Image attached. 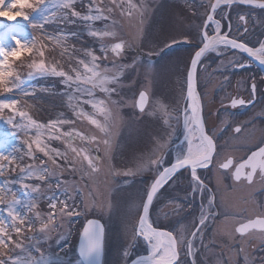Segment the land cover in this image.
Wrapping results in <instances>:
<instances>
[{"label": "snow or ice", "instance_id": "snow-or-ice-1", "mask_svg": "<svg viewBox=\"0 0 264 264\" xmlns=\"http://www.w3.org/2000/svg\"><path fill=\"white\" fill-rule=\"evenodd\" d=\"M83 6L84 10H78L77 4ZM233 4H245L255 9L264 10V0H212L209 4V11L205 15L203 24L199 28V45L190 57V63L186 69V88L182 94L186 96L187 103L179 114L175 109L169 110L167 104L159 99H153L152 80H147L138 94L134 95L133 106L139 113L155 117L159 115L162 125L165 128L171 127L173 119L179 121L180 115L183 117V125L187 132V150L179 151L175 156V161L170 166H164L166 150L170 146L169 139L162 136H154L152 147L139 156L134 157L135 167H129L123 170L113 168L114 175L135 176L144 172H153L154 177L150 183L146 184L142 190L139 203L134 204L137 211V221L133 227L130 242L122 250L124 264H127V257L131 254V248L139 240L148 245L147 255L138 256L132 261V264H198L197 253L200 251L196 247L199 239L203 242V229L210 219H214L216 197L208 188L204 180L198 174V169L208 168L219 155L214 136L206 129L203 117V103L200 94L196 91L199 80V73L207 71V66L202 64L204 58L209 53H215L216 56H222L227 50H238L246 53L248 57L264 65V40H260L256 45L249 46L247 42L241 39L248 33V13H237L235 29L227 15L217 18V10L221 6L230 7ZM56 10L49 12V8ZM30 9L31 13L25 11ZM119 9L121 16L132 18L134 14H139L141 23L143 16L147 12V0H109L107 6L104 0H0V17L7 23H0V93L7 98L0 96V113L8 110L12 113L7 118V123L21 131L33 133L30 141H25L26 150L23 155L8 156L0 158L8 160V164H0V177L4 172L16 171L19 167V176L12 180H0V192L10 194L12 199L7 202L4 209L10 218L6 224L0 219V264H71L61 258V253L67 252L61 248L58 252H44L41 244L51 239L47 234L60 228L58 219L63 217H72L81 215L79 208L71 206L68 201L73 199L67 194L65 189V199L57 200L54 196L48 197V211L42 213L39 210V203L30 201L26 205L15 196L11 185L19 183L22 188L30 189L32 193L41 192V184H46L48 178L54 173L49 169V163L57 168H66L70 172L79 171L80 179L86 180L93 177L101 171L100 163L102 158L99 153V145L103 144L106 149L111 145V126L113 123V112L110 105H118L119 100L114 99V95H119L122 86V77L128 71H135L139 58L134 59L130 64L118 63L119 59L127 50V42L123 39H117L115 27L117 21L112 13ZM22 19L31 25L32 29H40L42 35L54 45L62 47L63 56L68 52L65 46L69 36H76V32L66 33L60 27L52 33L46 29V25H73L77 21H82L87 25V35L94 40L99 41V55L93 48L83 49L84 58L75 57V64L70 65L67 70L58 66L59 62L50 66L45 62L43 48L48 45H41L38 51L41 59L39 62L33 61L28 64L30 71L26 76H21L14 71L10 58L19 59L21 52L32 53L36 44V38L29 39V33L25 31L24 25L17 21ZM260 24H264V18H254ZM103 22V27H96V22ZM222 21H228L227 30ZM209 28H212L211 33ZM241 29H243L241 31ZM233 30L236 35H233ZM105 40H111V43H104ZM185 43H190L188 36L183 37ZM177 41L172 40L171 44ZM171 44L165 45L171 47ZM75 52V48L72 50ZM109 55L113 57L111 67L103 64L107 61ZM151 57L152 53L147 54ZM71 59V57H70ZM221 61V65H223ZM233 67L244 68L249 62L238 59L228 61ZM146 79L147 76H154V66L151 62L144 65ZM218 67L215 71H219ZM59 77L60 83L68 89L62 95L66 97V107L70 110L71 116L63 111L57 113L55 117L49 118L47 122L38 121L24 110H21V104L18 96L35 97L36 89L29 91L24 87L25 80L34 77ZM227 79V77L225 78ZM264 80V77L261 78ZM250 98L231 97L229 104L232 108L237 106H246L252 104L255 100L257 83L252 79L248 85ZM42 92H49L48 88H41ZM99 91L104 98H98L96 93ZM27 103V100H25ZM89 106L91 111L85 109ZM151 105V110L149 106ZM32 107V105H29ZM261 114H264L262 112ZM19 117V122L16 121ZM98 117H102L99 119ZM87 121L99 131L101 136L88 135L74 127L77 121ZM65 126H69L65 130ZM243 125H237L233 131L240 134ZM86 145L85 147H76L75 141ZM52 141L61 142L63 149L52 146ZM95 144L96 147L91 146ZM34 146V147H33ZM69 152L72 158L69 159ZM37 153L42 154L46 159L41 158ZM108 153L106 152L105 155ZM25 157L30 161L24 164ZM19 160L20 163L12 166V162ZM39 160V164L35 161ZM79 164V168L76 165ZM217 168L224 173L230 174L235 183L244 182L247 185H253L257 178L264 183V146H260L256 151H252L246 159L235 161L232 157H227L217 163ZM187 170L190 173V191L199 193L202 201L206 195V205L202 202L200 215L195 221L193 230L188 231L185 225H180L175 231L161 230L155 226V221L150 217V209L154 201L161 194L160 190L168 185L170 181L176 183L174 178L180 170ZM33 180L36 183L29 184L26 181ZM64 183L63 179L57 181V188ZM87 186V185H86ZM76 191H80L76 189ZM91 200L85 204L84 211L97 208L94 190L89 189L88 193ZM39 197H37V200ZM4 195H0V204H4ZM169 203H177L170 199ZM20 205L26 211H18ZM109 213L113 205L109 199L102 206ZM179 208V204H177ZM32 213V215H28ZM37 223L39 227L36 228ZM11 230V231H9ZM34 235H25L26 232H33ZM234 232L241 238L251 236L258 232L261 236V242L264 243V215H255L253 217L241 220L234 228ZM43 236V240L41 239ZM66 239L64 236H58L57 240ZM105 225L99 219H89L80 232L78 258L74 264H104L103 257L105 253ZM25 241L33 243L26 244ZM250 243V241H247ZM205 247H207L205 245ZM19 249L17 252L16 250ZM244 252V248H240ZM248 257L245 256V264H248ZM255 264V262H253ZM264 264V259L259 261Z\"/></svg>", "mask_w": 264, "mask_h": 264}, {"label": "rangeland", "instance_id": "rangeland-1", "mask_svg": "<svg viewBox=\"0 0 264 264\" xmlns=\"http://www.w3.org/2000/svg\"><path fill=\"white\" fill-rule=\"evenodd\" d=\"M212 0H147V12L143 16V23L139 14H134L130 19L127 16H121L119 9L112 13L113 18L117 21L115 31L117 39H123L127 42V50L119 59L118 63L130 64L134 59L139 58L140 62L135 71H128L122 77V86L119 90V95H114L113 98L120 101L118 105H110L113 112V123L111 126V145L106 149L103 144L99 145V153L102 161L100 163L101 171L91 178L81 180L79 171L70 172L66 168L61 169L49 163V169L54 174L48 178L46 184H41V192L39 194L32 193L30 189H24L19 183L11 185L15 196L19 198L23 204L30 201L39 203V210L44 213L48 211V197H55L57 200L65 199V189L67 194L73 199L68 203L82 212L81 215L72 217H63L58 219V223L62 226L55 231L48 233L51 237L47 242L41 244L42 251L58 252L61 248L67 250L66 254L61 253V258L65 262H71L78 258L76 253V243L84 221L87 218H97L105 225V253L103 257L104 264H124L122 250L130 242L133 227L137 221V211L134 204L139 203L142 190L145 185L150 183L154 177V173L144 172L135 176L114 175L113 168L123 170L129 167H135L134 157L139 156L141 152L147 151L152 147L153 137L162 136L164 139H169L170 146L166 150L164 166L175 161V156L179 151L187 150V141L185 139L187 132L183 125V117L180 115L179 121L173 119L171 127L165 128L159 115L155 117L147 116L138 112L133 106L134 95L138 94V90L147 83V80H152L153 99H159L168 105L169 110L175 109L176 114L185 106V96L182 90L185 88V75L189 59L194 52L196 45L185 43L184 36L187 35L189 29L192 28L198 34L199 28L203 23L204 15L206 14L209 4ZM109 0H104V5L107 6ZM223 6V5H222ZM217 10L219 14H224L225 6ZM78 10H84L83 6L77 4ZM54 7L49 8V12L55 11ZM25 11L31 13L30 9ZM232 13H251L239 7L230 8ZM231 13H228L230 17ZM192 15V16H190ZM189 16V21H188ZM24 25L25 31L29 33V39L36 38V44L31 54L22 51L20 58H10L15 72L21 76H26L30 69L28 64L33 61L39 62L41 57L38 51L41 50V45H48L42 50L45 53L43 59L50 66L53 63L59 62L58 66H62L65 70L70 65L75 64V57L84 58L83 49L93 48L99 55V41L94 40L87 35V25L82 21H77L73 25H46L49 33L60 27L66 33L76 32V36H69L65 46L68 52L63 56L62 47L56 46L53 42L48 41L42 35L40 29H32L27 21L19 19L17 21ZM236 22V19H234ZM0 23H7L4 18L0 17ZM96 27H103V22L97 21ZM259 34L256 42L264 40V24H259ZM212 28H210L211 30ZM2 31V29H0ZM192 31V30H191ZM198 37V36H197ZM196 38V34H195ZM175 39L177 43L171 44ZM199 39V38H198ZM104 43H111V40H105ZM171 44V47L165 45ZM75 48V52H73ZM227 52V51H225ZM224 52V53H225ZM152 53L151 57L147 54ZM71 57V59H70ZM113 57L109 55L107 64L111 67ZM223 61V65H221ZM229 59L218 58L215 53H209L203 59L202 64L207 66V71L199 73L197 83V91L202 98L203 113L207 125H212L213 117L212 110L215 107L214 86L217 84L215 79V70L227 68ZM151 62L154 66V76H147L144 64ZM226 65V66H225ZM24 87L31 91L36 89L35 97L18 96L21 101L19 107L21 110L29 112L33 118L38 121L47 122L49 118L55 117L58 112L63 111L66 115L71 116L70 110L65 106L66 97L62 94L68 89L60 83L59 77H34L30 80H25ZM41 88H48L49 92L40 91ZM98 98H104L103 94L97 91ZM0 96L7 98L5 94L0 93ZM27 100V103H25ZM32 105V107H29ZM86 110L91 111L89 106H84ZM151 110V105L149 106ZM12 113L4 110L0 113V157L8 156L9 160L12 156L19 157L26 150L25 141H30L33 133L26 134L19 128L8 124L7 118ZM102 119V117H98ZM20 118L16 117L19 122ZM69 126H65L67 130ZM72 127L85 132L88 135L101 136L98 130L91 126L86 120L77 121ZM210 131L215 132L216 127L211 126ZM185 139V140H184ZM260 140L258 131L247 133L242 131L240 134L232 135L229 138V147L231 153L235 156L241 155L245 149ZM53 147L63 149L64 145L59 141H52ZM76 147H85L79 139L75 141ZM34 147V146H33ZM95 148L96 145L91 146ZM108 153L105 155V153ZM227 151H221L216 161L223 158ZM43 159H46L42 154L37 153ZM72 154L69 152V159ZM30 161L25 157L23 163L27 164ZM19 160L12 162V166L19 164ZM39 164V160L35 161ZM0 164L7 165L8 160L0 158ZM79 168V164L76 165ZM19 167L13 172L10 169L4 172L0 180H12L19 176ZM200 175V172H198ZM209 179L208 188L216 197L215 212L217 215L214 219L207 222L203 229V242L198 239L196 247L200 249L197 253L198 264H245V256H247L248 264H259L261 259H264V243L261 242V236L258 232H254L251 236L241 238L234 232L236 225L245 218L255 215H264V184L257 178L256 182L249 186L244 182L235 183L228 179L227 173L220 171L214 166L208 171ZM63 179L64 183L57 188V181ZM176 183L172 181L160 190L161 194L154 201L150 209V217L155 221V226L175 231L180 225H185L188 231L193 230L195 221L198 220L201 211L202 202L206 205L205 199L202 201L201 195L190 191L189 181L190 173L187 170H181L174 178ZM29 184L36 183L33 180L26 181ZM87 185V186H86ZM94 190L96 197L97 208L84 211L85 204L91 200L89 197V189ZM79 189L80 191H76ZM5 203L0 204V219H3L7 224L10 218L7 216V202L12 199L10 194H4ZM37 197L39 199L37 200ZM111 200L113 208L109 213L102 206ZM175 200L177 203H169V200ZM179 204V208H177ZM18 211H26L22 206H17ZM32 215V213H28ZM39 227L37 223L36 228ZM11 231V230H9ZM33 232H26L25 235H34ZM58 236H64L66 239L57 240ZM43 240V236H41ZM247 241H250L247 242ZM26 244H31V241H25ZM205 245L207 247H205ZM244 248V252H240V248ZM148 245L139 240L131 248V254L127 257V262L139 254L146 253ZM17 252L19 249L16 250Z\"/></svg>", "mask_w": 264, "mask_h": 264}, {"label": "flooded vegetation", "instance_id": "flooded-vegetation-1", "mask_svg": "<svg viewBox=\"0 0 264 264\" xmlns=\"http://www.w3.org/2000/svg\"><path fill=\"white\" fill-rule=\"evenodd\" d=\"M231 7L233 9L239 7L251 12L248 14V33L247 35L242 36L241 39L247 42L249 46L256 45V38L260 31L258 25L260 23H258L254 18H264V10L255 9L251 6H243L240 4H233L230 7L225 6L224 14L228 15V13H231L230 17L232 18L233 29H235L236 22H234V19H236L237 15L230 11ZM216 15L217 18L224 16L223 13L219 14L218 12ZM222 23L225 24V30H227L228 21H222ZM208 30L211 33L212 29L210 30L209 28ZM242 30L243 29H241V31ZM188 33L189 34L187 35H191L192 37L190 38V44L196 45L198 47V34L195 33L192 28L189 29ZM232 34L236 35V32L233 30ZM217 57H225L229 60L235 58L249 63L244 68L233 67L231 64H229L228 66L225 65L227 68L220 69L219 71L214 72L217 84L214 86L215 96L213 98L215 99L216 104L211 112V115L213 117L212 125H207L206 121L205 124L206 129L214 136L216 140L218 153L220 154L221 151H227L228 153H226V155L219 161H216V159L218 158L217 156L214 162L210 164L208 168L198 169V172H200V176L204 180L205 184H208L207 180H210L208 171H210L214 166L217 167L218 162L223 161L229 156L234 158L235 161H241L243 159H246L252 151L257 150L258 147L264 146V114H261L262 112H264V80L261 79L262 77H264V65H260L258 61L257 63L260 66L257 65L255 60L253 61L252 58L248 57L244 53L238 52V50H227V52H225L222 56ZM226 77L227 79H225ZM252 79H255L257 83V91L254 102L246 106H237L236 108H232L229 104V100L231 97H242L246 100L250 98L248 85ZM237 125H243L242 131L247 132L248 134H252V132L255 131H258L260 133L259 142L248 146L245 151H243V153H241V155H239L238 157L235 156L234 153L230 152L231 149L229 147V138L232 135L236 134L234 133L233 129ZM211 126L216 127L215 132L210 131L209 128ZM220 171L223 172V170ZM227 176L228 179L232 180L230 174H227Z\"/></svg>", "mask_w": 264, "mask_h": 264}, {"label": "water", "instance_id": "water-1", "mask_svg": "<svg viewBox=\"0 0 264 264\" xmlns=\"http://www.w3.org/2000/svg\"><path fill=\"white\" fill-rule=\"evenodd\" d=\"M240 5H243V6H249V5H245V4H240ZM208 11H209V9H208ZM208 13V12H207ZM195 51V50H194ZM244 54H246V53H244ZM247 55V54H246ZM254 61V60H253ZM189 63H190V59H189V62H188V65H189ZM256 63H257V61H256ZM257 65H259L258 63H257ZM260 66V65H259ZM188 67V66H187ZM186 76V75H185ZM185 88H186V82H185ZM196 91H197V87H196ZM198 92V91H197ZM185 96V95H184ZM185 103H187V100H186V96H185ZM254 151H256V150H254ZM174 161H172L171 163H173ZM170 163V164H171ZM170 164H168V165H166V166H170ZM183 170V169H182ZM181 171V170H180ZM89 219H97V218H87L85 221H84V223H83V225H82V228H81V230H80V232L82 231V229H83V227L85 226V224L87 223V220H89ZM102 223V222H101ZM237 226V225H236ZM161 230H166V229H163V228H160ZM79 238H80V233H79V236H78V239H77V243H76V253H77V256H78V246H79ZM147 252H148V250H147ZM147 252L146 253H143V254H139V255H137V256H134L133 258H131L128 262H127V264H132V261L134 260V259H136L138 256H142V255H147Z\"/></svg>", "mask_w": 264, "mask_h": 264}, {"label": "trees", "instance_id": "trees-1", "mask_svg": "<svg viewBox=\"0 0 264 264\" xmlns=\"http://www.w3.org/2000/svg\"><path fill=\"white\" fill-rule=\"evenodd\" d=\"M190 16H192V15H190ZM189 19H190V18H189V16H188V21H189ZM188 34H189V33H188ZM190 38H192L191 35H190ZM156 226H157V225H156Z\"/></svg>", "mask_w": 264, "mask_h": 264}]
</instances>
